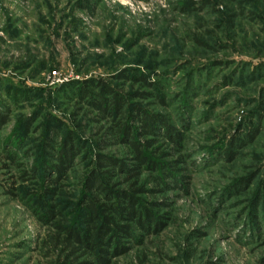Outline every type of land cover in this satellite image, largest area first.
<instances>
[{"label":"rangeland","instance_id":"1","mask_svg":"<svg viewBox=\"0 0 264 264\" xmlns=\"http://www.w3.org/2000/svg\"><path fill=\"white\" fill-rule=\"evenodd\" d=\"M121 71L154 87L114 79ZM90 79L119 82L129 102L183 135L181 147L165 129L151 137L178 181L146 168L139 197L162 227L123 239L128 252L111 264H264V0H0V103L11 111L0 129V264L64 261L38 208L55 187L47 167L62 135L83 147L56 197L71 223L90 156H129L121 144L96 147L113 122L78 98ZM251 123L255 140L225 157Z\"/></svg>","mask_w":264,"mask_h":264},{"label":"trees","instance_id":"2","mask_svg":"<svg viewBox=\"0 0 264 264\" xmlns=\"http://www.w3.org/2000/svg\"><path fill=\"white\" fill-rule=\"evenodd\" d=\"M114 79L132 81L142 88L154 87V83L140 74L131 75L121 71ZM119 86V82L114 86L103 79H90L78 90V98L95 109L101 120L109 119L113 122V125L103 130L96 147L101 151L113 144H121L127 148L129 156L119 159L98 151H95L93 157L90 156L92 166L81 179L83 193L79 218L73 223L64 214L62 202L56 199L58 191L65 188H58L59 183L73 169L77 158L82 154L80 139L73 131L61 136L62 142L55 148L57 162L47 167L56 175L52 181L55 187L45 189V193L39 198L38 208L43 210V220L52 223L57 230L51 242L64 258L59 264H89L86 258L93 259L94 264H111L115 257L128 252L129 248L125 243L137 239L136 230L150 233L154 227L160 231L162 224L158 217L142 205L139 197V194L145 192V186L142 185L143 174L148 167L158 172L162 165L164 172L178 181L172 173L171 163L163 161L159 165L153 157L152 153H158V150H151L156 143L151 137L159 136L160 130L165 129L164 134L170 142L181 147L183 135L165 119L148 111L143 104L129 102L128 94ZM135 95L143 100L149 97L148 93L137 92ZM10 116V108L0 103V129L9 124ZM134 123L138 127H134ZM249 127L239 129V133L231 138L226 146L228 155L225 157H232V150L238 147L240 141L246 144L255 140L259 131L252 123ZM111 139L114 142L108 141ZM8 158L13 160L15 156L10 155ZM182 162L179 159L172 163L175 167L173 170L178 172L177 167ZM154 179L158 184H165L167 189L170 188L162 175L158 174ZM123 239L125 243L122 242Z\"/></svg>","mask_w":264,"mask_h":264}]
</instances>
